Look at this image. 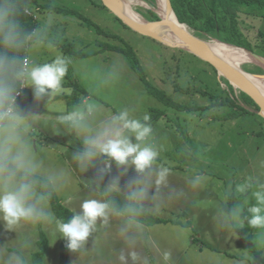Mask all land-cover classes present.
Instances as JSON below:
<instances>
[{
    "label": "rangeland",
    "instance_id": "obj_1",
    "mask_svg": "<svg viewBox=\"0 0 264 264\" xmlns=\"http://www.w3.org/2000/svg\"><path fill=\"white\" fill-rule=\"evenodd\" d=\"M130 1L132 9L147 21H154L153 12L160 15L159 0ZM46 3L71 12L44 8L37 32L28 37L26 59L42 64L64 57L68 61L64 91L37 100L24 83V95L12 106L30 118L25 139L35 174L53 178L61 199L71 198L69 208L79 212L84 200H102L90 183H105L101 170L106 164H111V172L120 171V178L130 167L133 186L120 190L126 194L142 191L140 206L157 217L179 222L146 228L129 218L121 227L113 219L98 221L95 235L88 238L93 247L79 249L73 259L81 260L80 264H264V228L227 217H223L224 226L221 219L223 210L234 206L242 209V218L253 205L264 208L256 196L264 194V118L252 101L207 62L131 30L98 0ZM239 23L241 36L232 40L264 58V18L241 12ZM187 29L203 41H220ZM113 46L132 48L150 84L173 104L166 105L152 95L129 59L110 51ZM242 65L243 71L264 76L259 61ZM88 96L89 103L98 107L86 116L83 130L57 121V116L85 111L88 103L82 102ZM122 109L138 119L150 116L152 133L144 143L159 152L158 160L151 169L138 172L131 165L117 166L99 157L82 170L70 150L83 151L85 139L97 134ZM159 165L171 170L163 184L157 183ZM133 251L137 261L131 259ZM165 251L171 253L168 261L162 259Z\"/></svg>",
    "mask_w": 264,
    "mask_h": 264
},
{
    "label": "clouds",
    "instance_id": "obj_2",
    "mask_svg": "<svg viewBox=\"0 0 264 264\" xmlns=\"http://www.w3.org/2000/svg\"><path fill=\"white\" fill-rule=\"evenodd\" d=\"M8 17L7 30L0 35V44L9 48L18 46L16 25L7 10L0 11V18ZM17 63L15 59L0 56V66ZM68 72V61L57 56L50 62L42 64H28L25 61L15 71V79L26 83L33 89L37 100L45 96L52 97L64 91L62 84ZM14 92L11 86L0 85V221L8 229H14L19 224L36 223L54 225V234L67 241L70 250L82 249L88 238L97 230L98 221L107 223L109 204L102 200L89 198L82 202L79 212H74L67 221L57 220L54 215L43 209L37 208L32 202V185L23 182L36 172V165L30 160V146L26 143V136L31 128L25 115L7 106L6 101ZM97 105L89 103L85 111H76L69 115L57 117L59 123H68L79 130L85 128L87 115H92L97 110ZM150 116L144 115L142 119L133 117L128 109H122L110 117V121L94 136L85 139L83 151L74 153L73 159L77 161L82 170L95 162L101 156L114 161L117 166L131 165L138 172L151 169L159 157V152L144 141L151 135L152 127L149 123ZM111 164H106L102 172L108 171ZM127 170V169H125ZM169 169L161 166L157 183H165ZM21 177L20 183H14L15 177ZM199 182V178L193 184ZM118 184L114 178L109 191ZM260 204H264V194H256ZM131 200L143 198V192H132ZM135 211V210H134ZM242 209L234 206L222 212V224L227 226L223 217L234 219L241 224L247 221L252 228H264V208L253 205L247 209V216L242 218ZM131 259L138 260V254L131 252ZM170 252H163L162 259L168 261ZM120 259L125 260L124 256ZM9 264H24V261L15 253L9 258Z\"/></svg>",
    "mask_w": 264,
    "mask_h": 264
},
{
    "label": "trees",
    "instance_id": "obj_3",
    "mask_svg": "<svg viewBox=\"0 0 264 264\" xmlns=\"http://www.w3.org/2000/svg\"><path fill=\"white\" fill-rule=\"evenodd\" d=\"M99 5L106 8L101 0ZM174 12L179 22L188 25L190 28L198 31L199 33H205L211 37L220 40L229 45H235L244 49L246 46L237 44L232 39L239 38V20L240 13H244L249 16H257L264 18V0H171ZM46 8L58 13L71 12L64 10L59 6L50 4H41L40 0H0V11H9L11 18L16 25V32L18 33L17 43L18 46L9 48L0 44V55L7 56L10 59H15L17 63L12 65L1 66L0 74L2 75V84L4 86H11L14 88V92L6 101V105L9 106L12 98L20 91L22 84L15 79V71L18 70L24 62L26 57V50L28 46V37L32 35L37 26V21L32 16L26 14L27 9ZM80 17H82L80 15ZM119 20L116 16H114ZM83 18V17H82ZM158 14L152 13V20H159ZM120 21V20H119ZM121 22V21H120ZM122 23V22H121ZM8 17L0 18V35L7 30ZM125 25L124 23H122ZM126 26V25H125ZM97 31L100 33L102 30L97 27ZM115 37V36H114ZM110 51H114L126 56L132 68L137 72L140 79L146 84L148 90L152 95L157 97L161 102L166 105H172L171 98L167 96L163 91L154 88L148 81L146 74L140 64V61L135 51L130 47L113 46L109 48ZM231 87V86H230ZM232 88V87H231ZM242 94L252 101L245 93ZM256 106V110L259 111V107ZM107 175H105V183L98 180H92L90 186L100 192L109 204V207L117 213H120L131 220L141 223L146 226H153L159 224H175L179 225V222L169 221L151 214L149 211L141 207L135 200H131L128 195H125L119 191H109L110 185L106 182ZM15 181L22 182L21 177L14 178ZM23 182H28L32 187L40 194H42L50 203L51 208L59 220L67 221L73 215V211L65 206L59 199L52 182L46 178L34 174L28 177ZM135 210V211H134ZM94 234V233H93ZM93 234L91 236H93ZM90 236V237H91ZM89 237V238H90ZM39 251L34 253V264H43L44 258L49 250V240L44 233H41L39 242ZM67 247V241L64 239L60 244V259L59 264H73L71 260V252Z\"/></svg>",
    "mask_w": 264,
    "mask_h": 264
},
{
    "label": "crops",
    "instance_id": "obj_4",
    "mask_svg": "<svg viewBox=\"0 0 264 264\" xmlns=\"http://www.w3.org/2000/svg\"><path fill=\"white\" fill-rule=\"evenodd\" d=\"M40 3L41 4L45 3L44 5L48 4V3H46V0H44V2H41V0H40ZM43 10H45V9L44 8L32 9V11L37 15V19H34V20L37 21V26H36V28H35V30L33 31L32 34L36 33L37 29L39 28V24H38L39 15H40V13ZM107 51L109 52V50H107ZM0 69H1V66H0ZM2 79H3V77L0 74V85L2 84ZM23 85H24V83L22 84V86ZM57 98H61V96H59ZM62 98L64 99L65 97H62ZM89 101H90V98L88 96L85 99V101L82 102V103L83 104H87V103L89 104ZM11 104H12V100H11V103H10L9 106H11ZM23 115H25V114H23ZM26 119H27V121L30 120V118H27V117H26ZM42 121L46 122V121H48V119H42ZM32 126H34V123L32 124ZM52 142L54 143L55 139L52 138ZM70 151H73V154L81 152V150H79V149L70 150ZM101 158H103L104 162H108V158L107 157L101 156ZM161 163H164V162L161 161ZM77 166H78V163H77ZM159 166L161 167L162 165H159ZM168 169H169V171H171L170 168H168ZM120 174H121L120 171H118V173L116 174V172L113 173L110 170H108L107 172L103 173V177H105V175H107L106 182L110 186L112 184L113 179L119 177L118 184L113 190L119 191V192H121V193H123L125 195L130 196V193L126 194V193H124L125 191L122 192L120 189L132 188L133 183L131 182L130 179H131V177L134 174L133 170L130 167H127V170H125V173L122 172V178H120ZM41 175H40L41 177H44V178H46V179H48V180H50L52 182V184H53V186L55 188V191H56L55 180L53 178H51L50 176L46 175V174H41ZM135 175H137L136 172H135ZM14 183L18 184L20 182L14 180ZM118 187H120V188H118ZM92 191L96 192L97 196H100L99 198H102V201L106 202L105 197L100 192H98L96 190H93V189H92ZM32 192H33L32 202L36 204L37 208L51 212L54 215V217L57 220H59L56 217V215L54 214V212H53V210L51 208V205L48 202V200L42 194L38 193L33 187H32ZM57 195H58V193H57ZM58 197H59L60 201L65 206H67L68 208L71 207V206H68V203H67V201L70 200L71 198H68L67 200H63V199H61V197L59 195H58ZM135 201H136V203L140 204L138 202V200H135ZM144 203H146V205L148 207H151L154 210V206H151V204H149L148 202H145V201H144ZM144 207H146V206H144ZM146 208H144V209H146ZM147 209L146 210L149 211L150 213H154V211H150L149 208H147ZM115 214H117V215H115ZM110 219H113L111 221L116 222L121 227L122 225H124L125 219H128V218L126 216L120 214V213L115 212L114 210H112L109 207L108 220H110ZM128 220H130V218ZM166 220L171 221V219H166ZM133 222L137 226L146 227V228L148 227L149 228V226L143 225V224L135 222V221H133ZM159 225H163V224H159ZM54 231H55L54 225L41 224L39 222H36V223H23L22 222L21 224L16 226L14 229H8L7 226L4 224V222L0 221V264H9V258H10V256L13 253L18 255L24 261V264H34L33 255H34V253H36L40 249L39 248V242H40L41 233H44L47 236L48 240H49V250H48V252H47V254H46L45 258H44V263L43 264H59L60 244L64 240V238L59 236V235H57V237H56V235L54 234ZM95 233H96V231L94 232L93 236L95 235ZM88 240L85 243L83 248H85L86 246L93 247L92 246L93 243H91ZM27 245H29V247L27 248V250H25L24 247H26ZM83 248H82V250H83ZM22 251L24 252V256L25 257L23 256ZM77 251L78 250H75V251L71 252V260H72L73 264H80V262H81V260L75 261L73 259V256H74V254Z\"/></svg>",
    "mask_w": 264,
    "mask_h": 264
},
{
    "label": "water",
    "instance_id": "obj_5",
    "mask_svg": "<svg viewBox=\"0 0 264 264\" xmlns=\"http://www.w3.org/2000/svg\"><path fill=\"white\" fill-rule=\"evenodd\" d=\"M102 4L122 23H124L131 30L151 38L155 41H158L166 46L185 49L201 60L207 62L211 65L219 74L228 80V82L235 88L239 89L241 92L245 93L252 101L259 107L257 114L264 118V96L258 91L256 87L234 66H229L220 59L216 58L213 55H210L207 51V47L203 39L198 38L192 32L188 30H182L179 26L186 24L174 22L169 18H162L160 15L159 20L147 21L144 22L134 20L129 17L126 12V3L125 0H101ZM167 7L170 13L175 15L177 18L171 0H166ZM178 19V18H177ZM179 21V20H178ZM188 27V25H186ZM161 28L163 31L166 28L170 33L176 36V38L181 42V44H173L172 42L165 39L158 33V29ZM235 46V45H234ZM238 47V46H236ZM241 48V47H238ZM244 49V48H242ZM249 52L253 57L259 61H263L264 58L258 56L251 51L244 49ZM243 72V70L241 69Z\"/></svg>",
    "mask_w": 264,
    "mask_h": 264
},
{
    "label": "bare ground",
    "instance_id": "obj_6",
    "mask_svg": "<svg viewBox=\"0 0 264 264\" xmlns=\"http://www.w3.org/2000/svg\"><path fill=\"white\" fill-rule=\"evenodd\" d=\"M160 1V7L159 14L162 18H169L174 22H179L178 19L169 12L167 7L166 0H159ZM126 3V12L129 15L130 18L134 20H138L141 22H144L145 19L141 15H139L137 12H135L131 7V1L125 0ZM133 5V4H132ZM180 23V22H179ZM182 30H189L185 25L179 26ZM158 33L165 37L168 41L172 42L173 44H181V42L176 38L175 35L170 33L166 28L161 31V28L158 29ZM207 51L210 55L215 56L216 58L220 59L224 63L228 64L229 66H234L239 70L243 75L258 89V91L264 96V76H254L253 74H249L245 71H241V65L245 63H252V59H256L253 57L249 52L244 51L241 48H238L233 45L226 44L221 41H213V42H206L204 41ZM262 67H264V61H259ZM243 66V65H242Z\"/></svg>",
    "mask_w": 264,
    "mask_h": 264
},
{
    "label": "built area",
    "instance_id": "obj_7",
    "mask_svg": "<svg viewBox=\"0 0 264 264\" xmlns=\"http://www.w3.org/2000/svg\"><path fill=\"white\" fill-rule=\"evenodd\" d=\"M26 14L29 15V16H32L34 19H37V15H36L33 11H32V13H31V9H27V10H26ZM25 61H27L28 64H30V62H29L26 58L24 59V62H25ZM24 62H23V63H24ZM24 91H25V86L23 85V86L21 87L20 91H18V92L16 93V95L12 98V104H11L10 107L13 106V103L17 100V98H19L20 96L22 97Z\"/></svg>",
    "mask_w": 264,
    "mask_h": 264
}]
</instances>
